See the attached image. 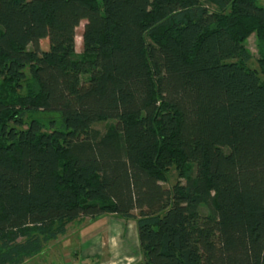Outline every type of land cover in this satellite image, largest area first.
Wrapping results in <instances>:
<instances>
[{
  "label": "trees",
  "instance_id": "obj_1",
  "mask_svg": "<svg viewBox=\"0 0 264 264\" xmlns=\"http://www.w3.org/2000/svg\"><path fill=\"white\" fill-rule=\"evenodd\" d=\"M258 1L0 0V264L107 213L137 264H264Z\"/></svg>",
  "mask_w": 264,
  "mask_h": 264
},
{
  "label": "rangeland",
  "instance_id": "obj_2",
  "mask_svg": "<svg viewBox=\"0 0 264 264\" xmlns=\"http://www.w3.org/2000/svg\"><path fill=\"white\" fill-rule=\"evenodd\" d=\"M258 4L264 6V0H259ZM84 23L83 21L77 29L78 54L83 52L81 35ZM48 43V39L43 40L41 47L48 48ZM246 47L252 54L251 66L258 67L261 52L255 34L249 36ZM113 122L103 120L95 123L93 128L104 132ZM177 179V172L173 169L168 182L164 184L170 187ZM142 260L143 252L136 222L107 213L96 217L81 216L68 222L64 234L50 240L41 253L26 260L24 264H137Z\"/></svg>",
  "mask_w": 264,
  "mask_h": 264
}]
</instances>
